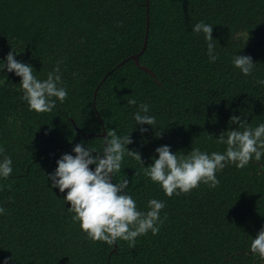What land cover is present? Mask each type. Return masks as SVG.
<instances>
[{
	"label": "trees",
	"instance_id": "1",
	"mask_svg": "<svg viewBox=\"0 0 264 264\" xmlns=\"http://www.w3.org/2000/svg\"><path fill=\"white\" fill-rule=\"evenodd\" d=\"M200 21L213 25L215 62L192 31ZM12 50L41 80L61 62L68 98L51 112L30 111L21 78L0 69V160L11 157L13 169L0 178V264H264L250 251L264 226V157L243 169L226 163L215 188L172 197L143 173L162 145L177 155L223 153L216 139L239 127L234 115L264 123V0H0V57ZM140 52L150 71L129 59ZM235 55L252 57L251 75L233 65ZM141 103L156 118L144 133L134 119ZM112 129L131 136L126 147L144 164L125 154L113 182L129 180L125 192L141 211L150 199L165 204L159 233L138 236L134 248L87 239L67 190L47 179L76 144L102 152Z\"/></svg>",
	"mask_w": 264,
	"mask_h": 264
},
{
	"label": "clouds",
	"instance_id": "2",
	"mask_svg": "<svg viewBox=\"0 0 264 264\" xmlns=\"http://www.w3.org/2000/svg\"><path fill=\"white\" fill-rule=\"evenodd\" d=\"M212 26L200 21L193 26L192 31L203 33L209 60L215 62L218 54L214 51ZM14 52H8L6 64L0 65V69L6 68L21 78L19 91L23 94L20 99L26 102L30 111L38 114L51 112L57 100L63 103L68 98L67 89L62 86L61 62H57L47 78L41 80L34 75L32 65L18 61ZM232 62L245 76L251 75L254 70L255 64L250 55H235ZM257 83L264 86V80H258ZM127 103L135 105L136 100L131 98ZM149 108L148 104L141 103L139 110L134 113L136 124L141 126V133L148 131L143 125H156V118L147 115ZM230 122L239 127L222 132L216 139L218 144L226 145L223 153L213 151L209 154L199 148H192L186 155H177L170 150L169 145H162L155 149L158 158L154 157V162L143 168L144 175L157 184L166 196L172 197L188 194L202 183L215 188L220 183L216 173L226 163L243 169L252 161H261L264 157V123L252 127L235 115L230 118ZM11 123L12 119L9 118ZM104 137L102 152L76 144L73 148L75 155L64 153L56 161L57 167L48 174L47 179L61 193L67 190L64 201L70 203L68 211L73 213L72 221L79 223L87 239L105 242L110 246L123 240L128 242L129 248H134L138 236L146 235L149 231L153 235L159 233L160 226L167 218L160 217L165 204L161 200L150 199L147 201V210L141 211L134 198L125 192L129 180L121 178L119 182H113V177L121 172L125 154L144 164L138 151L126 147L133 142L130 135L118 136L117 131L112 129ZM4 151L0 147V154ZM90 165H95V168ZM12 171L11 157L4 156L0 160V178L7 179ZM136 174L139 175V172ZM4 213L5 209L0 206V214ZM250 251L264 260V226L251 240Z\"/></svg>",
	"mask_w": 264,
	"mask_h": 264
},
{
	"label": "water",
	"instance_id": "3",
	"mask_svg": "<svg viewBox=\"0 0 264 264\" xmlns=\"http://www.w3.org/2000/svg\"><path fill=\"white\" fill-rule=\"evenodd\" d=\"M148 4V3H147ZM149 17H148V22H149ZM147 35H148V29H147ZM147 35H146V41H145V44H144V47H143V49H142V51H144L145 50V48H146V46H147ZM141 51V52H142ZM141 52L140 53H138V54H135V55H133V56H131V57H129V59H133L135 62H136V64L140 67V68H142V69H144V70H146V71H150V69L148 68V67H146V66H144V65H142L141 63H140V60H139V57H140V54H141ZM121 64H123V62H121L120 64H118L117 66H115V68L114 69H116L118 66H120ZM106 78V76L104 77V79Z\"/></svg>",
	"mask_w": 264,
	"mask_h": 264
},
{
	"label": "flooded vegetation",
	"instance_id": "4",
	"mask_svg": "<svg viewBox=\"0 0 264 264\" xmlns=\"http://www.w3.org/2000/svg\"><path fill=\"white\" fill-rule=\"evenodd\" d=\"M7 54L5 56H1L0 58H6ZM1 78V76H0ZM5 82V81H4ZM4 82L2 83V86L4 85ZM1 84V83H0ZM261 171L264 172V166L261 167Z\"/></svg>",
	"mask_w": 264,
	"mask_h": 264
}]
</instances>
